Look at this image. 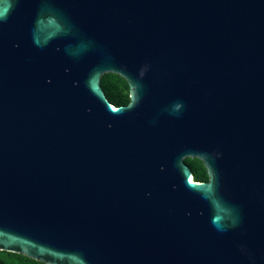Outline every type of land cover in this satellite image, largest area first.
<instances>
[{
    "label": "water",
    "instance_id": "1",
    "mask_svg": "<svg viewBox=\"0 0 264 264\" xmlns=\"http://www.w3.org/2000/svg\"><path fill=\"white\" fill-rule=\"evenodd\" d=\"M0 13L1 250L264 264V0H0ZM107 72L128 104L105 95Z\"/></svg>",
    "mask_w": 264,
    "mask_h": 264
},
{
    "label": "trees",
    "instance_id": "2",
    "mask_svg": "<svg viewBox=\"0 0 264 264\" xmlns=\"http://www.w3.org/2000/svg\"><path fill=\"white\" fill-rule=\"evenodd\" d=\"M101 86L105 95L114 105H125L131 100V88L128 81L114 72L104 73L101 77ZM186 164L192 169L196 181H208L209 173L204 162L198 157H187ZM1 264H48L45 261L30 257L26 254L0 250Z\"/></svg>",
    "mask_w": 264,
    "mask_h": 264
},
{
    "label": "bare ground",
    "instance_id": "3",
    "mask_svg": "<svg viewBox=\"0 0 264 264\" xmlns=\"http://www.w3.org/2000/svg\"><path fill=\"white\" fill-rule=\"evenodd\" d=\"M191 179L193 180V177H191Z\"/></svg>",
    "mask_w": 264,
    "mask_h": 264
},
{
    "label": "snow or ice",
    "instance_id": "4",
    "mask_svg": "<svg viewBox=\"0 0 264 264\" xmlns=\"http://www.w3.org/2000/svg\"><path fill=\"white\" fill-rule=\"evenodd\" d=\"M0 15H2V13H0Z\"/></svg>",
    "mask_w": 264,
    "mask_h": 264
},
{
    "label": "flooded vegetation",
    "instance_id": "5",
    "mask_svg": "<svg viewBox=\"0 0 264 264\" xmlns=\"http://www.w3.org/2000/svg\"><path fill=\"white\" fill-rule=\"evenodd\" d=\"M1 250V249H0Z\"/></svg>",
    "mask_w": 264,
    "mask_h": 264
}]
</instances>
